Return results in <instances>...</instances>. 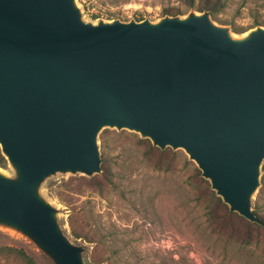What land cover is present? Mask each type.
<instances>
[{
  "label": "water",
  "instance_id": "1",
  "mask_svg": "<svg viewBox=\"0 0 264 264\" xmlns=\"http://www.w3.org/2000/svg\"><path fill=\"white\" fill-rule=\"evenodd\" d=\"M129 130L184 150L229 206L261 223L264 25L234 36L210 11L85 19L77 0H0V227L52 264H89L42 193L103 171L99 137Z\"/></svg>",
  "mask_w": 264,
  "mask_h": 264
},
{
  "label": "rangeland",
  "instance_id": "2",
  "mask_svg": "<svg viewBox=\"0 0 264 264\" xmlns=\"http://www.w3.org/2000/svg\"><path fill=\"white\" fill-rule=\"evenodd\" d=\"M184 2L186 0H77L88 21L146 18L158 21L165 16L164 8H185ZM220 17L224 25L231 27L234 36H242L258 26L256 20H264V0H227ZM143 140L147 139L129 130L106 128L101 132L98 142L102 168L105 157L114 180L113 184L104 181L102 193L83 180L82 177L88 176L79 174H57L43 186L44 196L59 209L66 235L86 248V261L89 264H264L263 234L257 235L252 230L253 237L248 242L244 237L243 220L237 219L235 228L216 229L211 222L208 211L213 205L206 203L203 196L208 199V189L214 190L185 151L171 148L175 156L171 157L170 168H159L156 162L166 158L161 160L157 150H150L148 159L149 146ZM0 168L12 173L8 161ZM260 180L253 197V209L259 205L264 216L263 167ZM62 182L67 183L62 187L63 200L57 193V186ZM70 222L75 230L92 241L76 238ZM0 245L22 247L38 264H52L33 243L15 231L0 227ZM3 264L15 262L3 259Z\"/></svg>",
  "mask_w": 264,
  "mask_h": 264
},
{
  "label": "trees",
  "instance_id": "3",
  "mask_svg": "<svg viewBox=\"0 0 264 264\" xmlns=\"http://www.w3.org/2000/svg\"><path fill=\"white\" fill-rule=\"evenodd\" d=\"M185 8H182L181 6H169L164 8L163 15H185L188 12H190L192 9L195 11L203 12V11H210L212 18L220 23V24H226L225 21L220 17L222 11L227 6V0H186L184 2ZM256 25H264V20H256ZM234 31H238L237 28H233ZM143 142L148 144V154L146 156L148 159H150V150H157L159 156L161 157V162H156L157 167L165 169L170 168V160L172 156H175V152L172 151L171 148H165L161 149L153 144H151L150 140H143ZM164 161H166L165 166H163ZM7 160L2 154L1 148H0V166L6 165ZM264 170V165H263ZM198 174L200 175V171L197 169ZM83 180L87 182V184H90L93 186L96 191L102 193L105 189V182L108 181L109 184H113V172L111 167L108 164L107 158H103V172L102 174L95 175L91 178L88 177H82ZM203 181H205L207 184L208 182L204 180L202 177L200 178ZM66 182H62L60 185H58V196L60 199H62L61 195L63 193L62 187L66 186ZM209 184L207 185V188ZM209 190L208 199L203 196V200L206 201L208 204H212L213 207L209 208L208 216L209 219H211V222L215 225L216 229L221 227H232L235 228V221L237 219H241L245 222L246 226V232L244 234V237L247 238L248 242H251L253 234L252 230H254L257 235H264V216L261 214L262 210L259 207V205L256 204L254 212L258 216V218L261 220V223L251 222L242 215H240L237 212H232L227 204L224 203L222 198L218 196L214 191ZM63 200V199H62ZM225 209V210H224ZM71 223V222H70ZM72 226V232L76 238L85 237L87 236L83 233L78 232L73 228ZM236 229L232 231V233H235ZM3 259L6 260L8 263L15 262V264H38V262L34 259L32 255H30L24 248L22 247H16L12 245H0V264H3ZM95 262L99 263L100 261L94 259Z\"/></svg>",
  "mask_w": 264,
  "mask_h": 264
}]
</instances>
